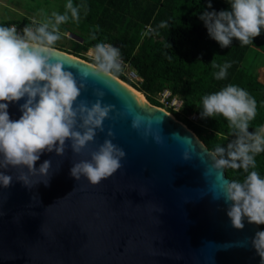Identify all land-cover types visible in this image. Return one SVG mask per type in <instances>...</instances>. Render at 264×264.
Returning a JSON list of instances; mask_svg holds the SVG:
<instances>
[{
	"label": "water",
	"instance_id": "water-1",
	"mask_svg": "<svg viewBox=\"0 0 264 264\" xmlns=\"http://www.w3.org/2000/svg\"><path fill=\"white\" fill-rule=\"evenodd\" d=\"M55 49V58L84 84L77 103L91 106L101 90L102 104L114 110L81 153L66 142L63 156L41 154L35 167L52 162L47 186L25 187L15 179L16 169H0L13 176L11 186L0 187V264H261L250 241L264 230L246 219L241 230L231 226L228 205L213 199L230 177L225 168L212 169V150L198 135L115 74L82 80L79 72L90 71L93 63ZM26 99L8 104L11 119H19ZM129 108L146 118L139 129L131 126ZM105 139L126 153L122 167L97 185L75 180L73 164L89 160ZM185 152L190 159H183Z\"/></svg>",
	"mask_w": 264,
	"mask_h": 264
},
{
	"label": "clouds",
	"instance_id": "clouds-1",
	"mask_svg": "<svg viewBox=\"0 0 264 264\" xmlns=\"http://www.w3.org/2000/svg\"><path fill=\"white\" fill-rule=\"evenodd\" d=\"M229 10L203 11L199 19L203 21L211 39L221 48H228L233 39L242 46L252 44L264 29V0H226ZM83 5H74L67 0L64 12H51L38 23L25 25L22 33L16 26H0V169H16L15 179L25 187L38 183L46 186L50 179V160L35 167L41 154L55 152L63 156L66 142H70L74 154L81 153L94 141L97 130L103 131V121L109 118L114 105L102 104L105 93L96 90L99 97L91 106L85 101L77 103L83 83H78L73 72L66 70L64 63L56 59L54 45L61 39L60 26L71 19L79 22ZM210 9L211 3L207 4ZM159 28H167L161 22ZM97 30L99 26H96ZM90 39L95 40V33ZM93 67L81 70V79L89 76L105 77L108 80L121 69L120 50L108 42L96 43L89 49ZM125 62H123L124 64ZM215 78L223 80L227 76L230 63L217 65ZM108 86L107 80L104 81ZM26 97L20 105L22 115L13 120L8 114V104ZM202 118L222 116L235 139L227 148L216 146L209 153L213 161L211 167L220 170L225 167L243 169V181L230 180L220 185L219 194L213 199H223L228 205L226 215L231 226L237 230L244 228V221L264 225V176L257 170L256 156L264 153V125L249 132L250 123L257 116V101L245 89L227 84L220 90L201 97ZM128 114L132 115L129 108ZM146 118L132 115L131 126L139 129ZM151 130V121L145 126V135ZM112 136L111 130L107 132ZM175 137V136H174ZM155 142L161 137L154 135ZM126 153L111 140L105 139L97 150L91 152L89 160L73 164L70 175L77 181L84 177L89 184L97 185L111 177L121 167ZM183 159H190L187 152ZM26 170V171H25ZM47 177L45 181H33L31 177ZM13 181L12 175L0 171V187L7 188ZM251 245L264 264V231H258L251 238Z\"/></svg>",
	"mask_w": 264,
	"mask_h": 264
},
{
	"label": "trees",
	"instance_id": "trees-1",
	"mask_svg": "<svg viewBox=\"0 0 264 264\" xmlns=\"http://www.w3.org/2000/svg\"><path fill=\"white\" fill-rule=\"evenodd\" d=\"M65 4L58 6L61 14ZM73 4L84 6L80 20L77 23L70 19L60 26V33L66 36L65 32H69L78 39L66 37L68 44L60 39L54 47L90 62L92 58L83 52L96 43L108 42L119 48L120 59L129 63L139 80L134 81L121 69L114 74L143 91L146 99L157 106L165 107L159 96L169 90L167 100L176 96L181 106L176 109L167 105L166 109L212 151L218 145L227 148L236 137L222 116L201 117L203 95L235 84L257 101V116L248 131L264 125V29L252 44L242 46L233 39L228 48H221L199 19L203 11L229 10L226 0H73ZM40 21L31 15H14L0 18V26H25ZM162 21L167 28L158 27ZM93 33L95 40L90 39ZM213 62L231 64L225 79L215 78L219 68H213ZM194 113L197 119L190 117ZM256 162V170L264 176V153L256 156ZM225 173L230 180L241 182L246 176L243 169L225 167ZM259 226L264 230V225Z\"/></svg>",
	"mask_w": 264,
	"mask_h": 264
},
{
	"label": "rangeland",
	"instance_id": "rangeland-1",
	"mask_svg": "<svg viewBox=\"0 0 264 264\" xmlns=\"http://www.w3.org/2000/svg\"><path fill=\"white\" fill-rule=\"evenodd\" d=\"M65 2L66 0H0V18L14 15H31L35 17V20H43L45 16L50 15L53 11H57L60 13V11L58 10V6L61 3L65 4ZM36 16H39V18H36ZM65 35L66 36H61V40L65 41L66 44H68L69 41L66 37H70V33L65 32ZM89 49L87 51H84L83 55L90 57L88 55ZM121 71L134 81L139 80V77L135 73L134 69L129 65V63H121ZM142 95L144 96V94ZM159 97V99L165 104V107L163 108L166 109L167 104L164 100L163 94ZM144 98L146 97L144 96ZM190 117L193 119H197V114L194 113L190 115Z\"/></svg>",
	"mask_w": 264,
	"mask_h": 264
},
{
	"label": "built area",
	"instance_id": "built-area-1",
	"mask_svg": "<svg viewBox=\"0 0 264 264\" xmlns=\"http://www.w3.org/2000/svg\"><path fill=\"white\" fill-rule=\"evenodd\" d=\"M13 25L16 26L18 32H21L22 33V29H23L24 25L23 26H19V25L11 24L10 26H13ZM121 63L123 64V61L120 59V64ZM162 94L164 96V100L166 101V104L167 105H171L174 108L179 109V107L181 106V100L179 98H177L176 96H174L171 99L167 100L168 97H169V95H170V91L167 90V89L164 90V92Z\"/></svg>",
	"mask_w": 264,
	"mask_h": 264
},
{
	"label": "bare ground",
	"instance_id": "bare-ground-1",
	"mask_svg": "<svg viewBox=\"0 0 264 264\" xmlns=\"http://www.w3.org/2000/svg\"><path fill=\"white\" fill-rule=\"evenodd\" d=\"M133 90H134V88H132ZM135 91V90H134ZM136 92L142 97V98H144V96L142 95L143 94V92H140L139 90H137L136 89ZM145 99V98H144ZM146 100V99H145Z\"/></svg>",
	"mask_w": 264,
	"mask_h": 264
}]
</instances>
